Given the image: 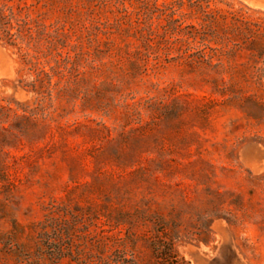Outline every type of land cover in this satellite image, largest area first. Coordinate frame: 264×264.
Segmentation results:
<instances>
[{"label": "rangeland", "instance_id": "374dc122", "mask_svg": "<svg viewBox=\"0 0 264 264\" xmlns=\"http://www.w3.org/2000/svg\"><path fill=\"white\" fill-rule=\"evenodd\" d=\"M10 5L0 264H264V0Z\"/></svg>", "mask_w": 264, "mask_h": 264}, {"label": "trees", "instance_id": "16d2710c", "mask_svg": "<svg viewBox=\"0 0 264 264\" xmlns=\"http://www.w3.org/2000/svg\"><path fill=\"white\" fill-rule=\"evenodd\" d=\"M14 0H0V40H6L13 43L20 37V28L12 34L8 26L14 19L13 7L10 5ZM239 9L236 13H231L232 32L236 34L234 47L237 50H247L250 52V57L256 64H264V18L249 19ZM206 16H210L206 13ZM212 18V16H211ZM263 67H258L257 72H263ZM45 227V226H44ZM44 227L42 229H44ZM47 235L40 233V238L44 240ZM57 258L63 254L60 248H57L53 253Z\"/></svg>", "mask_w": 264, "mask_h": 264}]
</instances>
